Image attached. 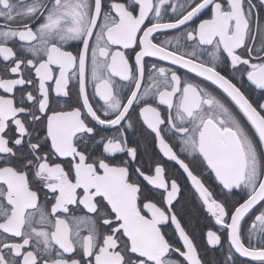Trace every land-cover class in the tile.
Wrapping results in <instances>:
<instances>
[{
    "label": "snow or ice",
    "instance_id": "obj_1",
    "mask_svg": "<svg viewBox=\"0 0 264 264\" xmlns=\"http://www.w3.org/2000/svg\"><path fill=\"white\" fill-rule=\"evenodd\" d=\"M0 264H264V0H0Z\"/></svg>",
    "mask_w": 264,
    "mask_h": 264
},
{
    "label": "flooded vegetation",
    "instance_id": "obj_2",
    "mask_svg": "<svg viewBox=\"0 0 264 264\" xmlns=\"http://www.w3.org/2000/svg\"><path fill=\"white\" fill-rule=\"evenodd\" d=\"M190 210H191V215H190L189 217H187L186 219H189L190 222H191L193 225H195L196 222H197V219H196V218H197V216H198V212H197V209L195 208V206H193V205H190ZM200 223H201V224L204 223V221H203L202 218L200 219Z\"/></svg>",
    "mask_w": 264,
    "mask_h": 264
}]
</instances>
